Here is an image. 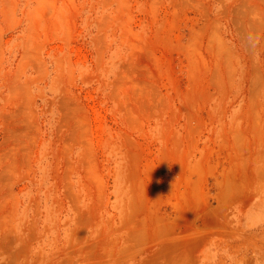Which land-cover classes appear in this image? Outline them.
Masks as SVG:
<instances>
[{
	"label": "rangeland",
	"instance_id": "rangeland-1",
	"mask_svg": "<svg viewBox=\"0 0 264 264\" xmlns=\"http://www.w3.org/2000/svg\"><path fill=\"white\" fill-rule=\"evenodd\" d=\"M0 264H264V0H0Z\"/></svg>",
	"mask_w": 264,
	"mask_h": 264
}]
</instances>
